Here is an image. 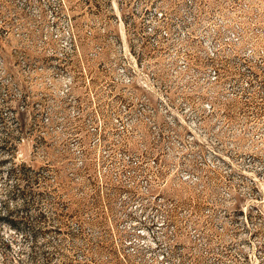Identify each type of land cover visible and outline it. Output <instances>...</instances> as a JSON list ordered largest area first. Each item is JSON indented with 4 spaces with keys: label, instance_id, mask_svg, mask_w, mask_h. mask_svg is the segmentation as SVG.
Instances as JSON below:
<instances>
[{
    "label": "rangeland",
    "instance_id": "374dc122",
    "mask_svg": "<svg viewBox=\"0 0 264 264\" xmlns=\"http://www.w3.org/2000/svg\"><path fill=\"white\" fill-rule=\"evenodd\" d=\"M0 264H264V0H0Z\"/></svg>",
    "mask_w": 264,
    "mask_h": 264
}]
</instances>
